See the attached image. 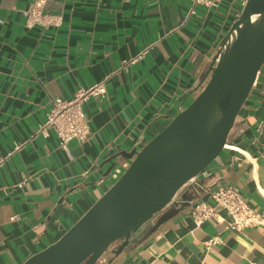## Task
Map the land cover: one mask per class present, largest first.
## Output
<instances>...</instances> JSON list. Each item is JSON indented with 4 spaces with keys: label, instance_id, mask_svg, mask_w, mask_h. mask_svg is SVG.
Returning a JSON list of instances; mask_svg holds the SVG:
<instances>
[{
    "label": "crops",
    "instance_id": "crops-1",
    "mask_svg": "<svg viewBox=\"0 0 264 264\" xmlns=\"http://www.w3.org/2000/svg\"><path fill=\"white\" fill-rule=\"evenodd\" d=\"M33 1L0 0V264H23L108 190L101 164L165 124L235 19L225 3L184 22L191 0H49L61 23L28 27ZM102 80L106 96L84 103L85 141L64 149L53 130L39 132L54 98L71 99ZM231 139L242 153H229L228 166L189 192L191 205L113 264H264V66ZM220 185L239 188L260 222L238 231L220 211L224 220L197 224L193 207L212 204L210 191Z\"/></svg>",
    "mask_w": 264,
    "mask_h": 264
},
{
    "label": "water",
    "instance_id": "water-1",
    "mask_svg": "<svg viewBox=\"0 0 264 264\" xmlns=\"http://www.w3.org/2000/svg\"><path fill=\"white\" fill-rule=\"evenodd\" d=\"M263 66L264 0H248L204 77L177 100L165 124L132 150L107 158L100 167L108 190L23 264H113L133 242L191 205L196 183L228 166L229 153H242L231 135ZM119 168L122 174L114 178ZM182 194L188 200L164 212Z\"/></svg>",
    "mask_w": 264,
    "mask_h": 264
},
{
    "label": "built area",
    "instance_id": "built-area-1",
    "mask_svg": "<svg viewBox=\"0 0 264 264\" xmlns=\"http://www.w3.org/2000/svg\"><path fill=\"white\" fill-rule=\"evenodd\" d=\"M48 1L34 0L24 12L28 27H45L61 23V16L52 14L47 10ZM247 2L248 0H232L229 8L233 7L235 10L234 21L238 19ZM224 3L225 0H191V7L184 18V22L198 14L200 8H204L207 11L219 9ZM142 55L143 53L137 58L130 60L129 63L136 62ZM106 94V80H102L89 87H80L71 99L54 98L52 107L47 114V119L40 126L39 132L45 134L47 131L53 130L58 136L60 147L64 149L67 148L71 140L85 141L91 134V126L84 111V103L91 96L105 97ZM127 167L128 163H125L124 168ZM121 174L122 169L119 168L113 176L118 178ZM210 201L212 204L203 201L193 207L191 214L197 224H202L210 218L218 220L222 218L224 220L219 214L220 211L225 212L230 217L228 226L238 231L260 222L257 212L249 204L240 189L235 186H218L215 190L210 191ZM16 218V216H13L11 220Z\"/></svg>",
    "mask_w": 264,
    "mask_h": 264
},
{
    "label": "flooded vegetation",
    "instance_id": "flooded-vegetation-1",
    "mask_svg": "<svg viewBox=\"0 0 264 264\" xmlns=\"http://www.w3.org/2000/svg\"><path fill=\"white\" fill-rule=\"evenodd\" d=\"M198 187H202V185L200 186V184H196V188H198ZM185 193V191L183 192V194ZM182 196V197H181ZM180 197H178L177 199H175L173 202H172V204L170 205V206H168L167 208H166V210L164 211V212H169V211H171V210H173L177 205V203L178 202H181L183 199H184V195H181ZM163 212V213H164Z\"/></svg>",
    "mask_w": 264,
    "mask_h": 264
},
{
    "label": "rangeland",
    "instance_id": "rangeland-1",
    "mask_svg": "<svg viewBox=\"0 0 264 264\" xmlns=\"http://www.w3.org/2000/svg\"><path fill=\"white\" fill-rule=\"evenodd\" d=\"M232 2V0H225V5H227V7H229L230 3ZM229 29V28H228ZM227 29V31H228ZM226 34V33H225Z\"/></svg>",
    "mask_w": 264,
    "mask_h": 264
},
{
    "label": "trees",
    "instance_id": "trees-1",
    "mask_svg": "<svg viewBox=\"0 0 264 264\" xmlns=\"http://www.w3.org/2000/svg\"><path fill=\"white\" fill-rule=\"evenodd\" d=\"M182 195H183V194H182ZM181 197H182V196H181ZM183 197H184V196H183ZM171 204H172V203H171ZM171 204H170V205H171ZM170 205H169V206H170Z\"/></svg>",
    "mask_w": 264,
    "mask_h": 264
}]
</instances>
